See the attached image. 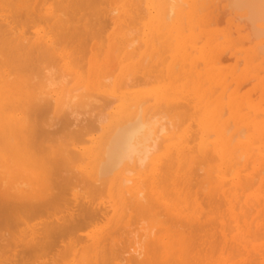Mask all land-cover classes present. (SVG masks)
<instances>
[{
  "label": "bare ground",
  "instance_id": "obj_1",
  "mask_svg": "<svg viewBox=\"0 0 264 264\" xmlns=\"http://www.w3.org/2000/svg\"><path fill=\"white\" fill-rule=\"evenodd\" d=\"M262 34L264 0H0V264H264Z\"/></svg>",
  "mask_w": 264,
  "mask_h": 264
},
{
  "label": "rangeland",
  "instance_id": "obj_2",
  "mask_svg": "<svg viewBox=\"0 0 264 264\" xmlns=\"http://www.w3.org/2000/svg\"><path fill=\"white\" fill-rule=\"evenodd\" d=\"M230 16V15H229ZM229 16H226L225 18L223 17L222 19L220 18V21H222L223 23L225 22L226 23V21H228L229 20ZM227 18H228V20H227ZM216 19H219V17L218 18H216ZM223 19H226L225 21H223ZM232 21V20H231ZM233 22V21H232ZM221 25H224V24H222L221 23ZM234 25H239L236 21L234 22ZM240 26V25H239ZM226 56L228 55V53L227 54H225Z\"/></svg>",
  "mask_w": 264,
  "mask_h": 264
},
{
  "label": "snow or ice",
  "instance_id": "obj_3",
  "mask_svg": "<svg viewBox=\"0 0 264 264\" xmlns=\"http://www.w3.org/2000/svg\"><path fill=\"white\" fill-rule=\"evenodd\" d=\"M262 35H264V34H262Z\"/></svg>",
  "mask_w": 264,
  "mask_h": 264
}]
</instances>
